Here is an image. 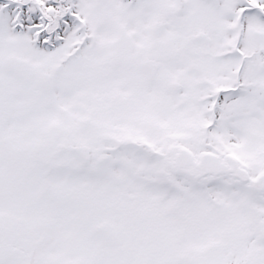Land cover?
I'll return each mask as SVG.
<instances>
[{"label":"snow or ice","instance_id":"snow-or-ice-1","mask_svg":"<svg viewBox=\"0 0 264 264\" xmlns=\"http://www.w3.org/2000/svg\"><path fill=\"white\" fill-rule=\"evenodd\" d=\"M0 264H264V0H0Z\"/></svg>","mask_w":264,"mask_h":264}]
</instances>
